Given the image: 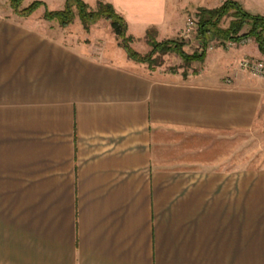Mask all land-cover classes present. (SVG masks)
Returning a JSON list of instances; mask_svg holds the SVG:
<instances>
[{"label":"crops","instance_id":"obj_1","mask_svg":"<svg viewBox=\"0 0 264 264\" xmlns=\"http://www.w3.org/2000/svg\"><path fill=\"white\" fill-rule=\"evenodd\" d=\"M102 1L142 40L225 0ZM39 9L0 8V264H264V160L236 169L233 139L264 133V78L211 52V71L151 70Z\"/></svg>","mask_w":264,"mask_h":264},{"label":"trees","instance_id":"obj_2","mask_svg":"<svg viewBox=\"0 0 264 264\" xmlns=\"http://www.w3.org/2000/svg\"><path fill=\"white\" fill-rule=\"evenodd\" d=\"M25 0H10L9 6L15 15L28 17L33 15L40 7L44 11L40 18L57 23L60 27L71 26L80 20L83 30L90 31V26L95 25L101 19L110 21V28L119 40V46L124 49L127 57L137 63L144 64L149 69H156L163 66L165 55L176 53L183 59V66H189L192 62H203L207 56V47L210 41L220 40L225 43L229 40L238 41L240 38L252 37L257 42L258 49L264 54V15L253 14L245 10L236 0H225L221 5L213 8L199 7L196 11L197 20L194 22L197 32L196 38L201 43V49L194 52L184 50L185 42L175 38L157 40L158 30L156 27H149L143 40L150 46L145 53L135 49L131 42L133 36L128 34L127 20L122 16L114 5L101 0L96 1V6H91L85 0H66L63 8L50 9L43 0H34L23 6ZM227 25L223 22L227 19ZM170 71L176 72L174 67ZM188 74L184 70L182 75Z\"/></svg>","mask_w":264,"mask_h":264},{"label":"rangeland","instance_id":"obj_3","mask_svg":"<svg viewBox=\"0 0 264 264\" xmlns=\"http://www.w3.org/2000/svg\"><path fill=\"white\" fill-rule=\"evenodd\" d=\"M34 0H25L22 2V5L25 6L28 3L32 2ZM102 1V0H101ZM45 2V1H44ZM105 2V1H104ZM10 0H0V8L1 11L9 12L11 11L12 13L13 10L9 6ZM96 4V3H95ZM96 6V5H94ZM199 8V7H198ZM180 9L177 10L178 12V19L181 21L178 23L179 27L176 28L175 33H169L167 35L164 34V36H158L157 40H162L166 38H177L179 40H183L185 42V47L184 50L186 52H194V51H199L201 49V43L196 38L197 32L192 26L188 30V26L186 23L190 21L196 22L197 20V9ZM42 9H39V12H43ZM38 11H36V14ZM38 16V15H37ZM36 16V17H37ZM228 20L230 18H227L224 22L223 25H227ZM75 23V22H74ZM57 24V23H56ZM110 21L106 19H100L98 23H96L93 26H90V29H94L93 33L95 35V43L97 46H102L105 47L109 53H114V55H125L124 49L119 46V40L116 38L113 30L110 28ZM68 29H71V31H83L82 29V23L78 19V22L74 24V26L68 27ZM79 29V30H78ZM254 38H252L253 42ZM219 40H212L210 41L209 46L214 45V47L210 50L206 49L207 52L214 53L215 59L217 60H222L226 61V63H230L229 61L235 58L236 62V67L241 71V74L244 75H250L248 72L242 70L239 68L240 65V59L243 57H250V58H255V59H263L261 58H256L255 56H250L248 54V51L244 49L243 46L237 45L231 48H226L225 46H221V43L218 42ZM255 41V40H254ZM251 42V43H252ZM250 44V43H249ZM247 44V45H249ZM131 45L137 49L141 53H145L150 49V46L146 43L145 40H132ZM205 61L203 62H192L190 63L189 66H183V59L176 53H170L168 55H165V62L163 63V66H166L168 68L174 67L177 70L179 69L180 71L187 70V72L191 73H199L202 70L205 71H211L213 69L212 64H204ZM209 63V62H208ZM208 65V67H207ZM147 67V66H146ZM208 68V69H207ZM224 74H228V71L225 72ZM252 76V75H251ZM231 80V77H229L227 80ZM209 136V135H207ZM227 136H224L222 142H220V139L217 140V145L220 146L218 149V152H221L223 154H231L230 150L232 149L233 143L231 138H226ZM193 141L195 142V137H193ZM233 139L235 141V152H236V169H242V168H248V167H254L257 166L259 163H261L262 160H264V133H235L233 135ZM208 141V139H205ZM209 140H213L212 138Z\"/></svg>","mask_w":264,"mask_h":264},{"label":"built area","instance_id":"obj_4","mask_svg":"<svg viewBox=\"0 0 264 264\" xmlns=\"http://www.w3.org/2000/svg\"><path fill=\"white\" fill-rule=\"evenodd\" d=\"M188 26V30L194 26V22L190 21L186 23ZM195 28V26H194ZM216 40V39H215ZM221 43V46H225L226 48H231L237 45H247L252 42V37H244L240 38V40L235 41V40H229L226 41L225 43H222L220 40L218 41ZM214 47V45L208 46L207 49L210 50ZM240 65L239 68L248 72L250 75L257 76L260 78H264V58L263 59H255V58H250V57H243L240 59Z\"/></svg>","mask_w":264,"mask_h":264}]
</instances>
